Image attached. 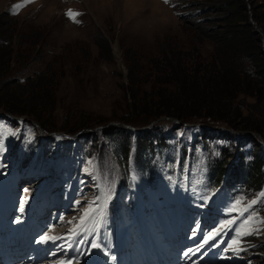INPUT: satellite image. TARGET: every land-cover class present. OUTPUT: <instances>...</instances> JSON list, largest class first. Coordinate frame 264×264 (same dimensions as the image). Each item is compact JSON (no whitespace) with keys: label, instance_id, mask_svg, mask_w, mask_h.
<instances>
[{"label":"rangeland","instance_id":"1","mask_svg":"<svg viewBox=\"0 0 264 264\" xmlns=\"http://www.w3.org/2000/svg\"><path fill=\"white\" fill-rule=\"evenodd\" d=\"M224 1L0 0V158L2 155L5 159L0 176L8 171L2 188L6 186L7 178L19 175L11 172V167L18 152L16 142L22 133L20 152L25 150L28 154L33 144L36 145L30 164L22 168L25 174L22 181L34 183V190L41 183V176L43 182L49 181L50 196H57V201L73 210L66 216H78V211L89 206L93 210L87 221L90 227L85 237L71 234L58 242L56 239L43 244L39 242L37 249L31 253V256L35 253L39 263L65 264L91 254L96 261L101 260L104 264H264L262 252L255 253L243 247V236L246 235L239 237L240 250L229 248L244 226L246 219L242 211L247 209L252 215L255 211L246 207L264 203V191L252 197L253 191L244 190V195V191L238 190L242 187L239 181L231 183L233 188L224 187L214 192L207 176L211 167L208 160L220 159L223 150L232 153L227 160V164H231L239 159L238 153H248L244 160L251 159L252 151L259 154L258 143L264 148V78L255 75V71L264 67V0H239L252 33L248 46L255 49L256 60L243 57L241 53L219 50L217 44L204 36L202 30L213 34L226 25L222 19L225 12L218 8ZM70 9L80 14L77 22L68 17ZM247 47L243 45L241 49ZM221 61L230 63L231 69L238 71L241 78H244L243 73L249 76V80L241 85L244 92L238 93L235 102L220 112L227 117H224L226 120L223 123L226 128H221L230 134L228 138L220 136L200 143L202 129L181 126L178 130L171 129L172 125H176L172 120H179L170 117L151 122L153 125L148 124L149 128L136 126L138 131L160 125L167 130L159 134L165 139L157 147L155 187L149 188L146 184L149 179L139 175V183L144 186L138 189L119 188L116 181L101 183L99 188L107 193L106 209L118 190L115 197L122 205L118 207L116 218L106 216L105 221L102 220L104 217L98 213L102 199H97L100 191L93 182L98 172L94 165L96 162L91 158L90 162H83L84 155L75 148H80V142L64 132L80 123L89 124L90 132L94 133L131 127L113 118L129 115L133 119V114L127 110L131 92L140 91L139 95L155 96L158 90L164 88L130 84L131 69L139 73L138 79L152 80L163 74L161 69H168V73L170 65L180 64L190 76L195 75L194 71L200 67L202 71L195 77L202 79L208 77L207 70L211 69L208 66H218ZM204 67L206 71L202 69ZM25 79H29L28 84L38 82L40 91L36 92L37 99L26 98L29 88L22 87ZM11 109L20 110L22 115L13 116V119L8 117ZM18 118L24 120L23 126L18 125ZM201 122L203 125L194 122L185 124L216 126L208 119ZM38 125L52 133H43ZM241 135H253L258 141ZM42 136L47 139L53 137L54 141L59 138L65 140L66 148L61 149V156L57 154L51 161L42 158L41 150L50 145V142L47 145L41 139ZM183 146L191 155L180 159ZM27 174L33 177L27 179ZM163 193L180 199L183 196L188 204L196 201L205 210L202 221L213 226L210 230L218 226L217 219L222 223L233 221L231 230L226 228L205 244L206 235L199 232L189 234L194 231L189 230L192 228L189 225L184 229L188 228L185 238L173 233L160 240L153 233L151 224L156 221L160 194ZM3 195L1 199L9 203ZM9 197L11 201L14 197L17 201L18 193H9ZM252 201L256 203L252 204ZM19 202L17 206L24 205L21 201L16 203ZM25 202L29 199L25 198ZM35 206L31 204L30 209ZM208 206H216L217 214ZM103 211L104 208L101 215ZM125 213L133 217V221H128L129 225L122 216L117 218ZM250 215L245 213L246 218ZM186 216L193 217L192 214ZM194 218L198 220V216ZM250 220L253 221L250 225L254 238L252 242L259 243L264 250V211L259 217L255 212V218ZM93 244L98 247H93Z\"/></svg>","mask_w":264,"mask_h":264},{"label":"trees","instance_id":"2","mask_svg":"<svg viewBox=\"0 0 264 264\" xmlns=\"http://www.w3.org/2000/svg\"><path fill=\"white\" fill-rule=\"evenodd\" d=\"M218 8L221 12H225L222 19L226 21V25L221 31H215L213 34L204 29L202 30L204 36L211 39L214 44H217L219 50L226 49L234 53H241L243 57L256 60L255 49L248 46L251 43L252 33L247 24V17L240 1L225 0L218 5ZM193 25L198 27L196 24ZM243 45L248 47L241 49ZM216 66V64L208 66L211 67V69L207 70L208 77L206 76L202 79H196L195 77V75L200 74V71H202L200 67L196 69L197 72L194 71L195 75L190 76L186 74V70L180 64L170 65L168 73V69H161L163 74L157 75L152 80H148L147 78L138 79L139 73L131 69L129 74L130 84H140V86L149 84L152 89L157 86H163L164 88L158 90L155 96L139 95L140 91L131 92L127 110L131 111L133 119L129 115L126 117L120 115L114 116V120L126 124L125 126L128 124L132 125L131 127L135 128L136 126H148L151 122L162 117L175 118L181 123L194 122L201 125H203L201 121L208 119L213 122L212 124L216 125L208 128H226L227 125L223 123L226 120L224 117H227L223 116L220 112H223L225 106H229L232 102H235L238 93L244 92L241 85L249 80V76L243 73L242 76L244 78H241L238 71H233L230 63L227 61H221L217 66L218 68ZM202 69L204 70L206 67ZM157 70L159 71L160 68L157 67ZM255 75L264 78V67L262 69L259 68V71H255ZM42 79L41 77L40 80L42 81ZM28 81L29 79H25L22 84L23 89L29 88L26 91V98L31 100L36 97L35 99H37L38 94L36 92L40 91L39 87H37L38 82L28 84ZM169 87H171L170 90L167 89ZM8 111H6V114ZM10 112L8 114L15 117L22 115V112L18 109H11ZM38 126L40 129L42 128L41 131L43 133H52V131L49 132L44 129L42 125ZM89 126L87 123H80L75 128L67 130L64 133L70 137H74L79 133L76 140L80 142V149L84 155L96 162L94 165L98 171L97 176L99 179H106L111 183L116 181L119 183L117 185L119 188L136 187L137 183H139L137 179L138 174L148 178L150 183L153 181L155 172L154 161L156 155L159 154L157 147L162 145L165 139L164 135L159 134L167 132V130L163 129V125L138 132L128 127H123L95 133L90 132L89 129L91 128ZM180 126L176 123V125H172L170 128L178 130ZM227 135L230 134L223 130H219L217 133L203 130L199 142L204 143L205 139L213 140L220 136L224 138L223 136L227 137ZM240 137L258 141L253 135H241ZM52 138H48L50 145L43 151L45 159L50 158L54 150L55 141ZM85 144L88 145L84 148ZM258 144L260 147L259 154L252 151L250 152V155H253L251 159L244 160L245 155L248 153H238V161L229 167L227 166V160L232 157V153L229 154L226 150L222 151L220 159L212 158L211 161L208 160V164L211 162L208 176L212 187L217 188L223 181L226 186L241 181L243 189L251 190L253 194L260 192L264 186V155L262 154L264 148L262 149L261 144ZM60 146H65V140H62ZM181 149L182 157H187L188 151L186 148L183 146ZM27 161L25 160V162ZM145 172H148V174ZM247 196L249 197V194ZM119 205L120 203L116 199H112L109 213L111 212L112 215H115ZM263 211L264 207L262 206ZM251 246L255 252L260 251L264 254L262 246L253 243L251 245L250 243L248 248Z\"/></svg>","mask_w":264,"mask_h":264},{"label":"bare ground","instance_id":"3","mask_svg":"<svg viewBox=\"0 0 264 264\" xmlns=\"http://www.w3.org/2000/svg\"><path fill=\"white\" fill-rule=\"evenodd\" d=\"M31 178L29 177L27 179H31ZM34 179L35 178H33V180ZM31 182H33V181H31ZM24 184L27 187H25ZM33 184L32 183L30 184V181H28V182L20 181L19 184L17 185L16 189L14 190V192H10L11 195L13 193H18L17 201H21L22 200L21 202L24 203L23 206L15 205V204H17L16 203L17 201H16L15 197L13 198V201H11L8 192H6L5 195H3L4 197H7L10 202L8 203L6 201H3V209H2V212H1L2 215H0V218L3 217V222L0 223V231L3 229L4 225H7L9 223V220L6 221L4 218H5V215L7 214V212L10 210V208H12V209L15 208V211H16L19 208H26V205H27L26 209L30 208L31 204L36 205L34 208H32V209H35L34 218L38 219L36 221V224H42V222L44 221L43 218H44L45 215H47V217L51 216L50 217L51 219L50 220L48 219L49 222H53L55 220L56 221H64V220L67 219L66 217H69V216H66L65 214L70 212V210L72 208L70 209L69 205L67 207L65 204H62L60 201H57V199H56L57 196H54V195H53V197L50 196L52 191H51V184H50L49 181L48 182H41L37 186L34 185L35 186L34 187L35 190L33 189ZM15 186H16V184H15ZM21 193H22V196L21 195L19 196V194H21ZM23 198H24V202H23ZM25 198L29 199V202H34V203L25 202ZM73 201H74V199H73ZM53 207L56 208V211L53 210ZM185 209L186 208L180 206L178 208V211L175 213V215H173V218H175L178 223H182V225H184L183 222H187V225L185 227H183V229H181V230L180 229H176L177 236H181V237H184V233H187V229L188 228L186 230H184V229L186 227H188L189 225L193 224V222H195V218L194 217H196V216L193 215L192 218H188L186 215L189 216L190 213L187 210H185ZM72 211L73 210H71V212ZM166 212L168 214L172 213V211L169 210V209H167ZM57 214H58V217L55 219V216ZM68 214H70V213H68ZM39 220H41V221H39ZM48 220H46V221H48ZM202 223L199 222V224L196 225V227H192L189 230H197L198 228H200L202 226V228L205 229V230H203V232L205 233L207 231H210V229L213 227V226H209V224L207 225V223H205V221H202ZM157 227H159L158 224H157ZM183 230H184L183 235H181ZM157 232H160V234H162V231H161V229L159 231V228H158ZM15 262H19V258L18 257L15 258ZM65 264H104V262L101 261V260L100 261H96V259L93 256H91V254H88L84 258L75 259L74 261H70L69 263H65Z\"/></svg>","mask_w":264,"mask_h":264},{"label":"snow or ice","instance_id":"4","mask_svg":"<svg viewBox=\"0 0 264 264\" xmlns=\"http://www.w3.org/2000/svg\"><path fill=\"white\" fill-rule=\"evenodd\" d=\"M165 2H167V0H165ZM68 17L70 19L73 20V22H77L76 18L80 15L79 13L77 12H73L71 9L68 11L67 13ZM239 203V202H238ZM256 201H252V204H255ZM247 210V209H246ZM92 208L91 206H89L88 208L84 209L83 211V215L80 217L79 219V222L76 223V226L75 228L73 229H70V233L72 235H75L77 233V230H84L85 229V226L87 224V221L89 220V218L91 217L92 215ZM253 221L250 220V219H247L244 221V226L241 228L240 231L237 232V239H234L231 244L229 245V248H231L233 251H238L240 250V245H241V240L239 239V237H242L243 235H248V234H251V223ZM69 224H72L73 221H68ZM229 224L233 223V221H229L228 222ZM225 225H221V228H224ZM220 233V229H217L215 232L213 233H210L208 236L205 237L204 239V243L207 244L210 240L214 239L215 236L219 235ZM54 237L52 236H49V235H45L41 238V243H45L49 240H53ZM93 247H98V245L96 244H93L92 245Z\"/></svg>","mask_w":264,"mask_h":264},{"label":"water","instance_id":"5","mask_svg":"<svg viewBox=\"0 0 264 264\" xmlns=\"http://www.w3.org/2000/svg\"><path fill=\"white\" fill-rule=\"evenodd\" d=\"M17 120H19V121H24L22 118H18ZM173 122H175V123H177V124H179V125H182V126H184V127H198V128H204V127H202V126H200V125H195V124H191V125H189V124H185V123H181V122H179V121H175V120H172ZM151 125H153V124H150V126ZM150 126H148L147 128H149ZM129 128H131V127H129ZM204 129H207V130H211L212 131V129H209V128H204ZM142 130V129H141ZM213 131H218V129H216V130H213Z\"/></svg>","mask_w":264,"mask_h":264}]
</instances>
